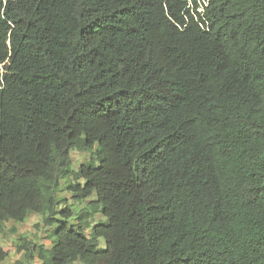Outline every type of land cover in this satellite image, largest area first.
<instances>
[{"label":"trees","instance_id":"1","mask_svg":"<svg viewBox=\"0 0 264 264\" xmlns=\"http://www.w3.org/2000/svg\"><path fill=\"white\" fill-rule=\"evenodd\" d=\"M31 213L16 264H264V0H0V233Z\"/></svg>","mask_w":264,"mask_h":264},{"label":"rangeland","instance_id":"2","mask_svg":"<svg viewBox=\"0 0 264 264\" xmlns=\"http://www.w3.org/2000/svg\"><path fill=\"white\" fill-rule=\"evenodd\" d=\"M72 159L74 167L78 168L88 159V155L74 153ZM59 197H61V199H69L70 197L69 194L64 191V186L61 193H59ZM71 209L74 210L75 208L71 206ZM22 239H28L34 243L45 244L50 248L49 241L46 240V232L43 228L42 216L31 213L23 223L13 221L6 223L4 232L0 233V245L9 255L2 264H16L17 261H25L23 253L18 251ZM33 264L41 263L36 259Z\"/></svg>","mask_w":264,"mask_h":264},{"label":"built area","instance_id":"3","mask_svg":"<svg viewBox=\"0 0 264 264\" xmlns=\"http://www.w3.org/2000/svg\"><path fill=\"white\" fill-rule=\"evenodd\" d=\"M209 2L210 0H188V5L193 10L195 9V5H196V10L198 14L203 16L205 14L206 9L209 7Z\"/></svg>","mask_w":264,"mask_h":264}]
</instances>
